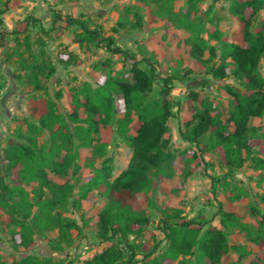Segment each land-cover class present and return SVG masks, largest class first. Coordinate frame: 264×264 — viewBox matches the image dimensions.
Returning a JSON list of instances; mask_svg holds the SVG:
<instances>
[{
	"label": "trees",
	"instance_id": "trees-1",
	"mask_svg": "<svg viewBox=\"0 0 264 264\" xmlns=\"http://www.w3.org/2000/svg\"><path fill=\"white\" fill-rule=\"evenodd\" d=\"M230 9L238 20V32L233 42L222 43V61L217 67H212L209 74L217 81L232 75L239 79L240 87L226 86L232 100V111L226 119L215 113L213 104L206 97L190 92L201 109L192 108L191 120L185 123V130L181 132L185 141L199 149V154L186 149L180 153L183 158L194 162L187 175L194 172L205 174L203 148L218 154L221 166L227 168V176H231L233 170L240 168L247 159L254 162L255 170H264V159L255 156L252 151L256 145H264V131L258 136L257 131L261 127L258 129L248 125L251 118L264 115V79L259 72V63L264 57V19L256 22L257 14L264 12V0H232ZM39 23L40 19L29 15L18 21L11 32L0 29V48L6 45V38L14 42L11 51L7 50L3 56L5 62L19 69L13 74L14 78L20 80L23 78L21 70L28 71L36 90L41 89V79L50 78L55 73L56 64H80L77 54L68 50L59 51L51 59L45 51L43 36L31 41L30 29ZM88 23L84 15L73 17L53 11L51 26L47 30L43 29V34L50 38L51 32L61 27L77 28L74 39L79 45L91 43L122 57L130 65L127 71L130 81L111 75L112 63L106 59L101 62V66L109 73L98 78L95 88L83 83L68 95L70 112L65 118L56 111L52 99L32 98L27 107L33 120L28 123L29 129H45L48 145L43 150L38 149L33 139L27 143L8 141L3 149L0 211L6 210L5 224L17 228L9 230V243L14 249L29 250L34 247L31 225L39 231L57 228L59 239L71 246L75 239L72 232L81 228L75 219L63 216L56 209H65L72 196L71 178L80 169L77 161L79 154L77 149L63 152L61 146L71 144L73 140L83 147L95 144L93 150L101 154L109 145L114 131L123 135L129 129L134 134L130 135L132 156L127 167L111 179L113 159L106 157L100 167L85 177L81 187L85 192L94 191L106 199L97 215L99 237L118 240L116 244L96 253L85 264H130L134 250L127 241L128 236H139L143 226L148 223L143 202L149 199L144 196L139 201L138 194L149 188L150 171L171 157L169 152L163 150L168 143L163 136L168 132V119L174 115L175 105L171 96L174 78L159 77L153 62L146 56L142 58L146 67H140L135 53L116 44L111 35H104L98 27L90 28ZM56 34L59 35V31ZM182 81L188 87L193 86L189 78ZM154 84L160 87L159 103L148 99ZM205 134H208V140L202 145L201 138ZM47 169L62 183L50 180ZM6 177H9V183L4 181ZM221 180V177L216 179L223 187L226 186L227 182ZM33 183L38 186L31 188V192L24 188V185ZM44 188L48 189V195H45ZM260 199L264 202V193ZM230 204L227 210H219L220 227L204 228L207 223L183 218L179 211H174L173 215L164 214L163 228H168L169 239L167 251L147 264H170L179 254L195 255L194 248L198 250V264H220L229 249L233 248L227 240L226 231L236 224L242 230L247 228L244 223L237 222L239 215ZM71 205L78 208L74 200ZM34 207L36 212L33 211ZM249 211L264 224V213H260L257 206H249ZM30 219L33 220L32 224H29ZM125 252L129 253L127 260L124 259ZM0 264L5 262L0 259ZM11 264L60 263L52 258L25 255L13 259ZM251 264H264V257Z\"/></svg>",
	"mask_w": 264,
	"mask_h": 264
},
{
	"label": "rangeland",
	"instance_id": "rangeland-1",
	"mask_svg": "<svg viewBox=\"0 0 264 264\" xmlns=\"http://www.w3.org/2000/svg\"><path fill=\"white\" fill-rule=\"evenodd\" d=\"M232 0H0V29L11 32L18 21L31 15L40 19L36 27L30 29V40L43 36L46 41L45 51L54 59L61 50L72 51L80 59L79 65L61 66L56 64L55 73L50 78L41 79V89H34L29 72L21 70L23 78L17 80L13 74L17 73L12 63L4 61V53L14 42L6 38V45L0 48V176L4 173L3 149L8 141L27 143L33 139L38 149L47 148L48 133L45 129L32 131L28 123L33 122L28 114V103L32 98H50L56 105V111L64 118L70 112L68 95L73 89H79L83 83L96 87L98 78L107 74L101 66L103 60L112 63L110 74L130 81L127 74L130 65L122 57L110 54L98 45H79L74 34L77 28L56 29L51 37L43 34L51 26L53 11H60L73 17L84 15L89 20L88 26H94L104 35H111L116 44L135 53L144 68L143 57H148L154 64L159 77L170 76L173 80L171 92L174 101L173 117L167 121L168 132L164 138L168 140L163 148L171 154L170 159L161 163L150 171V186L146 192L138 194L139 201L144 196L148 202H143L148 223L143 226L139 236H128L127 241L133 245L134 256L130 257V264H147L151 259L166 253L169 239L168 228H163V217L173 215L179 211L181 217L201 220L207 226H219V210H227L228 204L233 205L239 215L238 223H244L246 230L238 224L227 231L230 248L220 264H251L264 257V224L257 216L249 211V206H257L260 213H264V202L260 196L264 193V170H255L251 159L245 160L240 168L234 169L231 176H227V168L220 164L217 153L203 148L206 161L205 174L194 172L187 175V171L194 162L180 155L183 149L197 151L199 149L189 144L181 136L185 130V123L191 120L192 108L201 109V105L194 101L190 92L206 97L219 113L226 119L232 111L231 98L227 94L226 86H239V79L232 75L221 81L215 80L209 70L217 67L222 61V43L234 41L239 23L231 12ZM3 10V11H2ZM257 21L264 19V12L257 14ZM44 29V30H43ZM59 31V35L56 34ZM33 49L36 47L33 45ZM14 56H12V59ZM229 59L226 60L228 62ZM259 72L264 79V57L259 63ZM196 80V84L188 87L182 79ZM149 100L161 101L160 87L153 85ZM119 115L117 114L116 117ZM37 124V123H35ZM249 126L258 128L257 135L264 131V115L251 118ZM116 128V126H115ZM38 129V128H37ZM134 132L127 129L123 135L114 131L111 141L101 154H96L94 145L83 147L76 141L62 145V151L77 149L79 154V171L72 176V196L65 209L56 211L63 216L73 218L81 228L72 232L74 243L71 246L59 239L58 230L45 231L33 228L34 247L29 250L14 249L9 243V230H16L7 226L4 218L6 210L0 211V259L5 264H11L13 259L25 255L40 258H52L60 264H85L96 253L117 243V239H101L98 235L97 215L106 203V199L96 192H85L81 185L85 177L100 167L106 157L113 159L111 179L124 170L132 156L131 136ZM208 140V134L201 138L202 145ZM255 156L264 159V145L252 148ZM50 180L58 183L62 181L47 169ZM221 177L227 185L216 181ZM9 183V177L4 178ZM37 183L24 185L31 192ZM45 195L48 189L44 188ZM77 202L78 208L71 205ZM37 211L36 207L33 209ZM84 221V225L82 222ZM33 220H29L32 224ZM195 255H177L170 264H198V250ZM125 260L129 253L125 252Z\"/></svg>",
	"mask_w": 264,
	"mask_h": 264
},
{
	"label": "water",
	"instance_id": "water-1",
	"mask_svg": "<svg viewBox=\"0 0 264 264\" xmlns=\"http://www.w3.org/2000/svg\"><path fill=\"white\" fill-rule=\"evenodd\" d=\"M191 83H192V84H196L197 81H196V80H191Z\"/></svg>",
	"mask_w": 264,
	"mask_h": 264
}]
</instances>
